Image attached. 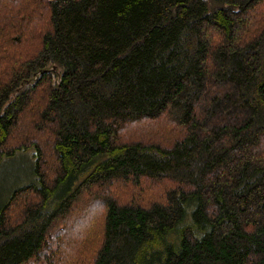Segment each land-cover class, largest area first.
<instances>
[{
  "label": "trees",
  "instance_id": "1",
  "mask_svg": "<svg viewBox=\"0 0 264 264\" xmlns=\"http://www.w3.org/2000/svg\"><path fill=\"white\" fill-rule=\"evenodd\" d=\"M0 264H264V0H0Z\"/></svg>",
  "mask_w": 264,
  "mask_h": 264
},
{
  "label": "rangeland",
  "instance_id": "2",
  "mask_svg": "<svg viewBox=\"0 0 264 264\" xmlns=\"http://www.w3.org/2000/svg\"><path fill=\"white\" fill-rule=\"evenodd\" d=\"M34 149L18 152L14 157H6L0 164V201L2 190L5 185H22L33 182L37 177L34 172L35 156Z\"/></svg>",
  "mask_w": 264,
  "mask_h": 264
}]
</instances>
